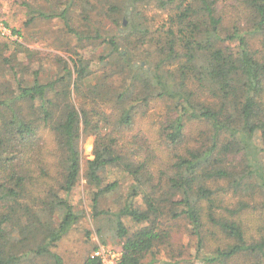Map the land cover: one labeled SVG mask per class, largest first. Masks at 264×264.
Wrapping results in <instances>:
<instances>
[{"label":"trees","instance_id":"1","mask_svg":"<svg viewBox=\"0 0 264 264\" xmlns=\"http://www.w3.org/2000/svg\"><path fill=\"white\" fill-rule=\"evenodd\" d=\"M22 7V29L58 19L74 43L63 58L0 38V264H64L82 136L91 215L121 243L118 264H264V0ZM108 170L130 186L102 207L120 188Z\"/></svg>","mask_w":264,"mask_h":264},{"label":"rangeland","instance_id":"2","mask_svg":"<svg viewBox=\"0 0 264 264\" xmlns=\"http://www.w3.org/2000/svg\"><path fill=\"white\" fill-rule=\"evenodd\" d=\"M50 1L51 5L49 0H0V38L7 41H16L24 45L29 50L38 52L43 56L51 54L67 58L68 54L66 52L58 50L60 43L68 42L73 44L74 41H72L71 36L65 32L62 22L58 19L52 21L39 19L32 25L27 26V28L24 27L25 29H22V23L25 20V11L22 4L32 5L35 10H49L51 9L53 3L55 4V0ZM5 22L8 24V27L10 26L11 28L22 29V36L17 37L16 35H12L11 28H7L4 25ZM50 62L43 61L42 69L44 72L54 71V63ZM145 122L146 121H144V123ZM42 136L46 138L45 133L42 134ZM79 150L81 158V178L69 196V201L80 213L83 212V216L79 222L74 225L72 229L57 243V246L54 248V252L62 258L64 264H83V261L87 256L94 255V253L98 250H102V253H105L106 255L103 264L110 263L111 258H108L107 256L109 253L113 254L114 261H119L121 255V243L112 239L111 241H108L106 245L102 242L97 229L98 227H104L103 223L105 220H94L92 218L90 209V191L87 190L88 187L83 178L86 162L93 159V138L82 136L79 141ZM115 180H117L120 184V188L116 194L109 195L106 200H102V207L108 205L110 201L117 198L118 195L124 196L126 191L129 189L130 180L128 178L124 177V175L120 172L108 170L105 174V181L112 182ZM125 223L131 228V230L138 227L132 226L128 221H125ZM105 231H107V229H105ZM182 233L183 230L181 233H178L182 237L180 236V239L177 241L181 244H186L188 241L191 242L187 238V235H183ZM187 251L190 255H193L194 246L191 245ZM165 262L172 264L174 261L169 259V257L162 252L157 255L154 264H165ZM191 264H198V262H192Z\"/></svg>","mask_w":264,"mask_h":264},{"label":"built area","instance_id":"3","mask_svg":"<svg viewBox=\"0 0 264 264\" xmlns=\"http://www.w3.org/2000/svg\"><path fill=\"white\" fill-rule=\"evenodd\" d=\"M8 35H10V34H8ZM93 256L99 257L101 259L102 264H103L104 258L106 257L105 253H102V250L96 251ZM107 256H108V258L109 257L111 258V261L109 264H118L117 263L118 260L114 261V256L112 253H109Z\"/></svg>","mask_w":264,"mask_h":264},{"label":"water","instance_id":"4","mask_svg":"<svg viewBox=\"0 0 264 264\" xmlns=\"http://www.w3.org/2000/svg\"><path fill=\"white\" fill-rule=\"evenodd\" d=\"M127 14H129V12H127ZM124 23V22H123ZM125 24V23H124Z\"/></svg>","mask_w":264,"mask_h":264}]
</instances>
